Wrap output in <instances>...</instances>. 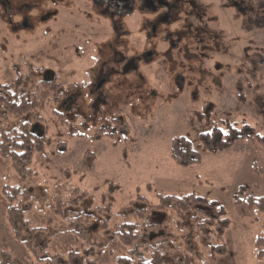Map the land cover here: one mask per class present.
Listing matches in <instances>:
<instances>
[{"label": "rangeland", "instance_id": "374dc122", "mask_svg": "<svg viewBox=\"0 0 264 264\" xmlns=\"http://www.w3.org/2000/svg\"><path fill=\"white\" fill-rule=\"evenodd\" d=\"M195 2L201 7L196 20L200 33L206 30L204 27L210 30L197 37L195 47L197 54L203 45L213 51L204 64L213 72L212 78L205 81L208 90L202 82L198 84L197 73L190 74L196 75V85L186 91L167 89L164 84L160 89L154 72L148 71L154 64L142 66L140 74L145 73V78L141 88L119 86L121 80L116 76L109 86L108 103L96 108L90 105L92 96L85 86L89 81L77 76L84 64L78 67L74 57H69L66 62L78 71L74 76L69 71L60 72L53 58L45 62L44 53L38 55L42 43L31 44L23 35L16 39L11 27L0 28V84L22 77L20 92L28 98H38L37 112L42 118L37 119L36 111L29 112L12 118L5 127L10 129L19 120L28 121L37 133L46 132L49 141L34 156L36 180L22 187L32 201L20 219L28 227L27 234L36 238L49 257L61 255L55 260L57 264H118L120 257L137 264L138 255L150 259L153 245L160 243H165L164 264H179L187 259L192 264H264L256 246L257 237L264 234V213L248 208V197L264 196V172L258 171L264 169V147L254 138L238 141L217 154L200 148V134L210 131L214 123L223 125L226 119L238 127L249 124L264 135V65L253 59L256 53L264 54V0ZM43 65L59 71L64 85L76 83L74 92L80 93L81 106L72 104L64 109L54 105L55 96L44 89L38 71ZM166 69L167 66L163 71ZM173 73L180 74L181 70ZM155 74L157 77L159 73ZM76 81L83 85L78 87ZM238 82L244 86L245 103L237 99ZM58 112L63 116L59 117ZM114 118L125 121L130 133L120 139H97L96 135ZM175 137L189 139L194 149L202 152V163L177 165L171 156ZM19 184V174L11 161L0 156V264H4L2 252L8 253L14 264H50L38 262L14 237L7 222L3 189ZM74 190L87 195L83 200L78 196L72 205ZM58 193L67 204L65 215L52 207ZM191 193L223 205L226 219L205 221L201 213L195 217L196 211L182 216L153 211L140 216L147 203L161 204V196ZM237 197L242 200L240 204H236ZM71 210L92 214V221L85 225L86 238L58 228L70 222L74 216ZM125 222L156 225L147 231V237L129 246L121 242L117 233ZM35 227L45 230L32 233ZM72 252H80L73 263Z\"/></svg>", "mask_w": 264, "mask_h": 264}, {"label": "flooded vegetation", "instance_id": "af4514ba", "mask_svg": "<svg viewBox=\"0 0 264 264\" xmlns=\"http://www.w3.org/2000/svg\"><path fill=\"white\" fill-rule=\"evenodd\" d=\"M198 9L195 0H0V28L11 27L16 39L23 35L31 44L42 43L38 55L44 53L45 62L53 58L60 72L74 76L79 70L80 80L89 81L85 86L92 96L90 105L96 108L108 103L109 86L116 76L126 89L143 87L142 66L156 64L148 71L154 72L155 78L150 73L151 77L160 89L164 84L167 89L186 91L196 85L193 73L199 74L198 84L205 87L213 72L204 64L213 51L207 45L199 47V54L195 51L197 37L210 31L204 27L200 33ZM32 56L34 60L36 52ZM69 57L84 66L73 69L66 62ZM41 67L42 85L55 96V106L82 105L80 93L74 92L75 82L64 85L59 71ZM176 69L181 75L173 73ZM32 98L38 101L35 95ZM114 121L125 122L114 118L110 123Z\"/></svg>", "mask_w": 264, "mask_h": 264}, {"label": "trees", "instance_id": "16d2710c", "mask_svg": "<svg viewBox=\"0 0 264 264\" xmlns=\"http://www.w3.org/2000/svg\"><path fill=\"white\" fill-rule=\"evenodd\" d=\"M253 59L257 64L264 65V54L256 53ZM22 83V77H18L10 84H0V156L11 161L20 177L19 185L15 187L8 185L3 189L7 204L6 218L14 237L25 245L26 249L38 262L57 264L55 260L61 257V255L56 254L55 256L49 257L45 248L41 249L37 245L36 238L33 235L27 234L28 227L20 219L26 213L27 206L32 201L31 195L26 190L24 191L22 187L26 182L36 180V172L32 169L34 156L37 152L43 151L46 145L49 144L46 132L43 134L37 133L31 128L28 121L19 120L12 128L7 129L5 127L12 118L22 117L29 112L36 111L37 119L40 118L37 112V102L20 92ZM236 90L239 92L237 99L245 103L247 99L243 94L244 86L241 82L237 83ZM129 129V125L126 122L114 121L101 129L96 137L97 139H102L104 136H108L114 139H120L123 135L127 136L130 133ZM254 138L264 147V135L259 134L254 127L249 124L238 127L236 123L230 119H226L223 121V125L214 123L210 131L200 134V148L203 151L217 154L232 148L238 141ZM171 156L174 162L182 167L200 164L203 161L202 152L194 149L192 142L186 137H175L172 140ZM258 171L264 172V169L258 168ZM243 189L241 192L244 191ZM86 195L87 193L81 194L79 190H74L71 193L70 204L75 205V198L80 196L79 199L83 200ZM138 199L144 198L138 196ZM241 201L239 197L236 198V204H240ZM131 204H134V201ZM248 204L249 209H256L259 214L264 213V196L260 198L250 196L248 197ZM52 207L53 209H57V213L65 215L67 204L61 200L59 193L55 196V202ZM153 211L155 213L172 212L177 213L179 216L196 211L197 215L195 217L197 218L198 213H201L205 221H210L215 217L220 221H224L223 219H226L227 215L223 205L192 193L182 197L172 195L161 196V204L154 206L147 203L146 207L140 212V216L144 217V214H151ZM71 213L74 216L71 217L70 222L66 226H60L58 228L86 238L88 232L85 225L92 221V214L84 213L81 215L75 210H71ZM203 224L200 223L199 225L202 226ZM228 224L226 222L225 225L228 226ZM105 225L107 226L106 222L104 223ZM155 225L152 222L144 223L140 226L131 222H125L119 227L120 231L117 232L118 237L123 244L131 246L135 242L147 237V231L155 227ZM39 230H45V228L35 227L32 228L31 232L34 233ZM164 246L165 243L153 245L151 258L145 259L138 255L137 264H164ZM256 246L258 248V257L264 260V234L257 237ZM77 254H80V252H72V263L75 258L74 256ZM2 257L4 264H14L10 260L8 253L2 252ZM118 264L132 263L128 257H120ZM179 264H192V262L187 259L185 262Z\"/></svg>", "mask_w": 264, "mask_h": 264}]
</instances>
